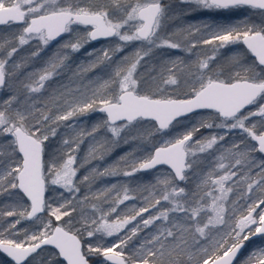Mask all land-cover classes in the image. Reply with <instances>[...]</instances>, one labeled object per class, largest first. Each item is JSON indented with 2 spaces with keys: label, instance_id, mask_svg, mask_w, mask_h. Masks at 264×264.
Here are the masks:
<instances>
[{
  "label": "snow or ice",
  "instance_id": "1",
  "mask_svg": "<svg viewBox=\"0 0 264 264\" xmlns=\"http://www.w3.org/2000/svg\"><path fill=\"white\" fill-rule=\"evenodd\" d=\"M240 12L258 20L233 21ZM13 25L20 31L0 38V196L15 198L0 210V264H264V244L237 262L247 241L264 239V0H0V26ZM109 38L73 66V54ZM32 42L28 57L13 59ZM53 42L43 66L24 71ZM204 46L210 54L194 52ZM164 49L189 58L161 52L151 63ZM234 131L239 139L222 143ZM159 166L169 171L137 176ZM115 177L126 179L77 197L81 185ZM57 189L72 195L57 200ZM22 220L38 226L17 228Z\"/></svg>",
  "mask_w": 264,
  "mask_h": 264
},
{
  "label": "trees",
  "instance_id": "2",
  "mask_svg": "<svg viewBox=\"0 0 264 264\" xmlns=\"http://www.w3.org/2000/svg\"><path fill=\"white\" fill-rule=\"evenodd\" d=\"M244 15H250V16H252L253 19H256V20L258 19V16H255L252 13H243V12H240V13L235 14L232 17V19L234 21L236 19L242 18ZM203 16L204 15H201V14H195V16H192V17H195V18L189 17L187 19H189V20H195V19L201 18ZM20 28H21L20 25H13L10 28L8 26H0V38H5V37H9L10 38V37H14L20 31ZM113 39L114 38H109L108 40L101 39V40L93 41L90 44H88V46L86 48L81 49V51L79 53L73 54V56H72L73 66H75L76 64H79V63L87 64L92 59V57L86 55L87 52L92 51V50H95L97 53H99L100 50H102V49L101 48L100 49L95 48L96 45L100 44V42H107V43L110 44L109 45V47H110L114 43V42H112ZM53 44L55 45V42ZM242 47L243 46H240V48H242ZM33 48L34 47H21L19 49V51L14 55L13 58H17L18 61L21 62L24 58H26V57L29 56V54L31 53V51L33 50ZM134 49L135 48H133L132 46L128 45L125 48L124 53H119L118 55L130 54ZM52 50L53 49H49L48 48L45 52L41 53V56L35 58L34 60H32V62L30 63L29 67L26 68L24 71H29L30 72V71H33L34 69H39L40 68V65L41 64H44V61L47 59V57L51 55ZM161 52H164L168 56H171V57H175V56L179 55V56H182L185 59H188L189 58L188 56H185L183 54V52H180L178 50H171V49L156 50V52L154 53V57H153L151 63L155 64L156 59L159 58ZM115 58L116 57H114V59ZM146 59H148V58H146ZM141 71H143V69H141ZM99 73H101V69L100 68H97L94 71L85 73L84 74V80L82 81V83L87 84L90 79L91 80H94L96 78L97 74H99ZM60 83H65V84L68 83V77H67V75L58 77L55 80L48 82V85H46V87H48L49 85L56 86L57 84H60ZM80 83H81V81H77L76 83L72 84L71 86L75 88ZM37 95H38V98L46 99L48 94H47V92H42V93L37 94ZM3 98H4L3 96H0V100H2ZM101 116H102V114L96 113V114H92V115H90V116H88L86 118H83L84 119V122H85L84 126L87 127L91 123H93L96 120H98ZM66 131L67 130L65 128L61 127V129L58 132L57 137L55 139H53L52 141L49 142V147L46 149L45 159L48 158L47 153L49 151H51L52 148H54V147L57 146V144H58L61 136ZM98 135H100V134H98ZM228 136H230L231 138L233 137L234 140H237L235 138V136H233V133L232 134H229ZM100 138L101 139H105L104 136H100ZM156 140L159 141V137H157ZM89 146H90L89 145V140L86 139L85 142H84V144L81 145L80 151H79V153L77 155L78 162L80 161V159L84 155H86V152H87V149H88ZM128 147H131V146H126V147H122L120 149H117L111 155L107 156L104 161H102V162L97 161L96 163L100 167H103L104 165L110 164V163L114 162L119 155H121L122 153L126 152L128 150ZM202 156H204V155H202ZM212 159L213 158L211 157V160ZM209 161L207 159H205L204 160V166H210L209 165ZM88 167H91V166L89 165ZM159 168H160V171L159 172L154 169V170H151L149 172H140V173H137V176L140 177L141 180H151L153 177H155L157 175L162 176V175L166 174L167 171H169V169L166 166H159ZM86 170L87 169H81L80 170V173L78 175H83ZM125 179L126 178H123V177L97 178L96 181L90 187L89 186H85V185H81L80 186L81 187V191H80V193L77 194V197L80 198V199H82L85 195H88L91 198V196L96 191H98V190H100V189H102L104 187H107V186H109L111 184L123 183ZM137 195L138 196H142V195H147V193H142V194L141 193H138ZM64 196L65 197H68V196H71V194L64 192ZM47 198H49V193L47 195ZM60 199H62V198H60ZM60 199H58V200H60ZM14 201H15V198L14 197H10L7 194H4V195L0 196V210H2L5 206L14 203ZM25 203H27V202L25 201ZM126 204L128 206L135 205L136 207H140V206H143L144 201L141 198V199H138L136 201H128V202H126ZM121 208H124V205H122ZM152 211H155V209H152ZM73 215L75 216L76 213H73ZM147 215H148V213H145V216H147ZM4 219L13 220L15 218L14 217H7V218H4ZM32 222L33 221H30V220H22L21 223L19 225H17V228H20V229H28L29 231H32V230L35 229V227L31 226L32 225ZM2 223H3V220H0V224H2ZM140 235L143 236L144 233H141ZM259 241H260V238H253L250 241H247L245 243V247L242 249L241 253L238 255V258H240V255L243 254L244 252H246L248 249L258 247L259 246V244H258Z\"/></svg>",
  "mask_w": 264,
  "mask_h": 264
},
{
  "label": "rangeland",
  "instance_id": "3",
  "mask_svg": "<svg viewBox=\"0 0 264 264\" xmlns=\"http://www.w3.org/2000/svg\"><path fill=\"white\" fill-rule=\"evenodd\" d=\"M201 15H205L204 13H200ZM237 14V13H236ZM207 15V14H206ZM193 16H195V15H193ZM192 18H195V17H192ZM258 20V19H257ZM172 28H173V26L172 25H170L169 26V31H172ZM112 42H115L114 41V39L112 40ZM54 43V42H53ZM34 44H35V42H32V43H30L29 45H24V46H22V47H34ZM109 43H107V42H100V44H98V45H96V47L95 48H98V49H105V48H109ZM88 46V45H87ZM86 46V47H87ZM130 46H132L133 48H136L137 47V45L136 44H131ZM85 47V48H86ZM233 47H236V48H240V46H233ZM49 49H53L52 50V52L54 51V49H55V45L54 44H52V45H50L49 47H48ZM225 52H228V51H230V49H225L224 50ZM194 52H196L197 54H199V55H201V56H203V55H207V54H210V46H204L203 48H201V49H197V50H194ZM185 56H188V54H186V53H183ZM189 57V56H188ZM193 60L196 58V56L195 55H193L192 57H191ZM14 60H16L17 62H19L18 61V59L17 58H13ZM42 65L43 64H41L40 65V68L42 67ZM191 116V118H192V122H195L196 120H198L199 119V117H197L196 116V114H191L190 115ZM184 123H188V121H185ZM218 131H220V130H218V129H202L201 130V134L202 135H205V136H207V135H210V134H214V133H216V132H218ZM230 134H232V133H230ZM229 135V134H228ZM227 135V140L225 141V142H222V143H224L225 145H229V144H231L233 141H234V139H233V137L231 138L230 136H228ZM233 136H235V138L238 140L239 139V136H240V133H238V132H233ZM230 137V138H229ZM201 155H204L206 158L205 159H207L208 161L209 160H211V157L210 156H208L207 154L205 155V154H201ZM209 157V158H208ZM195 179H196V177H192L191 178V180L188 182V184H187V187H189V188H191V187H193V185H194V182H195ZM181 186H184V183L183 182H181ZM50 192H51V189H50ZM59 192H65L63 189H57V191H56V193H55V196H56V199L58 200V199H60L61 197L59 196ZM65 193H67V192H65ZM47 195H48V193H47ZM72 195V194H71ZM41 216H43V214L41 215ZM45 219H46V217H45ZM31 226H33V227H37L38 225L37 224H35L34 222H32V225ZM259 246L260 245H262V244H264V239H261L260 238V241H259ZM254 248H251V249H248L246 252H244L243 254H241L240 255V258H238V260H237V262H241L242 260H243V258L244 257H246L248 254H249V252L251 251V250H253ZM235 264V263H234Z\"/></svg>",
  "mask_w": 264,
  "mask_h": 264
},
{
  "label": "water",
  "instance_id": "4",
  "mask_svg": "<svg viewBox=\"0 0 264 264\" xmlns=\"http://www.w3.org/2000/svg\"><path fill=\"white\" fill-rule=\"evenodd\" d=\"M46 199H47V193H46ZM40 215H42V214H40ZM239 254H240V253H239ZM239 254H238V255H239ZM237 259H238V256H237ZM234 263H235V262H234Z\"/></svg>",
  "mask_w": 264,
  "mask_h": 264
}]
</instances>
